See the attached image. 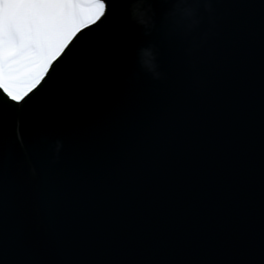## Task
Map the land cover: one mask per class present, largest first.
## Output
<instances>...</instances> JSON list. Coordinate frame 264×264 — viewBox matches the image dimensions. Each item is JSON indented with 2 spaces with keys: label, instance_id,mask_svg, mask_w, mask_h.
<instances>
[{
  "label": "water",
  "instance_id": "water-1",
  "mask_svg": "<svg viewBox=\"0 0 264 264\" xmlns=\"http://www.w3.org/2000/svg\"><path fill=\"white\" fill-rule=\"evenodd\" d=\"M86 32L0 124V264H264V0H121Z\"/></svg>",
  "mask_w": 264,
  "mask_h": 264
},
{
  "label": "snow or ice",
  "instance_id": "snow-or-ice-1",
  "mask_svg": "<svg viewBox=\"0 0 264 264\" xmlns=\"http://www.w3.org/2000/svg\"><path fill=\"white\" fill-rule=\"evenodd\" d=\"M121 0H0V94L11 102L0 107V124L15 120L22 126L31 110L17 114V107L43 90L52 70L66 60L86 30L95 31ZM106 57L100 48L87 57L81 80L95 75L104 79ZM182 73V67L178 69ZM3 160L0 159V169Z\"/></svg>",
  "mask_w": 264,
  "mask_h": 264
},
{
  "label": "clouds",
  "instance_id": "clouds-1",
  "mask_svg": "<svg viewBox=\"0 0 264 264\" xmlns=\"http://www.w3.org/2000/svg\"><path fill=\"white\" fill-rule=\"evenodd\" d=\"M150 9H145L143 7L142 2H139L135 5H133L132 11H133V19H135L138 23L143 24L145 26L148 25L150 17L148 15ZM182 15L184 16H192V10L191 9H183ZM156 56L151 48L143 49L141 52V63L144 68H146L149 72L155 73L157 76H159V73L156 71L157 65L155 63Z\"/></svg>",
  "mask_w": 264,
  "mask_h": 264
}]
</instances>
